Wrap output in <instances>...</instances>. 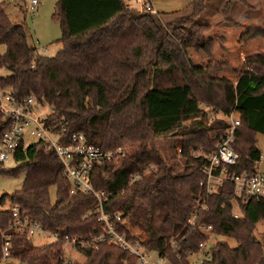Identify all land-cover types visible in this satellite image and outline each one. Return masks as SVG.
<instances>
[{"label":"trees","instance_id":"obj_1","mask_svg":"<svg viewBox=\"0 0 264 264\" xmlns=\"http://www.w3.org/2000/svg\"><path fill=\"white\" fill-rule=\"evenodd\" d=\"M223 1L224 13L233 3L246 4ZM204 11L205 0H191L171 13L135 11L123 0H57L53 17L61 27L60 48L47 57L28 44L25 29L9 21L0 2V69L6 72L0 89L18 99L33 95L45 103L50 113L43 125L64 129V143L76 133L101 150H124L123 158L94 167L89 182L106 195L104 213L120 215L141 230L149 250L171 264H189V255L196 253L200 264H264V243L254 237L256 224L264 221V199L241 204L229 182L213 192L200 186L207 156L227 127L226 119H215L212 112L239 116L233 143L239 162L229 171L256 172L261 155L255 136L264 135V53L245 58L235 85L210 77L219 67L197 71L188 50L206 46V22L198 21ZM256 36L264 39V6L261 22L246 25L238 41L244 44ZM8 125L0 114V137ZM158 139L169 140L168 155L158 149ZM195 151L201 154L194 157ZM176 156L184 160L182 172L173 165ZM11 159L17 166L0 168V173L22 174L23 180L18 190L0 196V205L7 200L8 208L16 206L61 237L89 242L103 232L95 197L70 193L73 184L61 162L40 141L24 145L20 140ZM151 165L154 171L138 179ZM10 222L8 209L0 210V247L7 236L9 257L15 262L138 264L125 250L107 244L79 247L84 262H72L64 257L61 244L34 246L8 229ZM208 226L214 236L233 239L236 246L219 240L209 246L203 231ZM200 243L205 251L199 250Z\"/></svg>","mask_w":264,"mask_h":264},{"label":"built area","instance_id":"obj_2","mask_svg":"<svg viewBox=\"0 0 264 264\" xmlns=\"http://www.w3.org/2000/svg\"><path fill=\"white\" fill-rule=\"evenodd\" d=\"M30 5H36L35 0H30ZM145 10L150 11L149 6ZM33 15V13H31ZM38 102L33 95L24 98H16L11 92L0 89V114L7 119L8 127L0 137V166L7 159L11 158L14 150L20 140L25 136L40 141L43 146L52 151L62 164L64 175L72 184L75 191H81L85 194H91L96 199V210L98 222L103 226V232L92 238L89 242H83L75 237L65 235L61 237L57 232L51 231L40 223L22 215L16 206H11L8 211L11 216V222L8 229L14 230L17 235L24 236L27 239L36 235L43 236V239L49 240L44 244L59 243L64 247L78 252L79 247H87L90 244L114 245L125 250L129 255L137 259L138 264H171L167 257L159 255L156 252L147 249L144 246L146 242L145 234L131 226L121 219L120 215L110 217L103 211V203L106 195L103 191H95L89 182L91 170L103 163L114 159L123 158L124 150L117 148L115 150H101L89 145L82 134H72L68 141L64 143V129L54 131L43 125L44 118L40 119L34 111ZM46 117V116H45ZM227 127L223 136L216 144L214 151L207 156V163L202 167L205 175L200 183L208 192H213L224 182H229L233 186V194L238 202L246 203L249 199H264V174L253 172L236 173L229 171L230 167H235L239 162V155L233 148L236 138V128L239 125V116L232 112L226 116ZM154 167L151 165L146 168L141 176H148ZM238 208L237 204H235ZM119 222L121 232L115 228V221ZM195 216H192L189 223L193 222ZM211 227H206L203 231H210ZM42 245V244H41ZM200 251H205V245H198ZM155 254V256H153ZM192 255H189V258ZM0 261L3 263H15L9 257V242L7 236L3 237L0 247Z\"/></svg>","mask_w":264,"mask_h":264},{"label":"rangeland","instance_id":"obj_3","mask_svg":"<svg viewBox=\"0 0 264 264\" xmlns=\"http://www.w3.org/2000/svg\"><path fill=\"white\" fill-rule=\"evenodd\" d=\"M36 5L33 7L30 5V0H0L2 3L4 12L12 24L21 25L26 32L27 42L30 45H34L37 53L43 56L52 57L58 52L60 46L57 40L61 37V27L59 20L53 17L56 12L57 0H35ZM128 8L135 11H143L144 2L142 0H123ZM246 4L241 5L239 3H233L230 8L223 12L224 1L223 0H205V11L198 18V21L205 23L203 33L206 40L205 50L189 49V56L192 61L196 59L203 63L206 58L210 59L208 66L214 68L219 67L218 71L210 74H218L224 68L222 76L230 78L228 82H234L236 73L242 74L245 70L240 67V63L244 61L247 56L255 55L256 53H264V42L259 40L250 44L248 42L242 44L239 43V37L244 31L246 25H257L262 20L264 0H245ZM33 13V15H31ZM188 13V12H187ZM170 18H164L163 21H167ZM260 37V36H256ZM254 39V38H253ZM260 39V38H259ZM264 41V39H261ZM207 48V49H206ZM2 51V48H0ZM197 55L199 56L197 58ZM235 69L237 72L233 73L229 70ZM243 69V70H242ZM6 72L0 69V77L4 76ZM239 75V76H240ZM232 78V80H231ZM225 80V79H221ZM227 81V80H225ZM237 83V82H236ZM232 84V83H231ZM233 85V84H232ZM203 109L208 111V108L202 106ZM34 111L37 116L42 119L50 113L49 107L45 103L37 104L34 107ZM215 119H226L222 114L216 112L211 113ZM256 147L260 152V159L256 164L255 170L258 173L264 174V135L257 134L255 136ZM34 140L25 136L23 138L24 145L33 143ZM157 147L163 155H168L169 152V140L158 139ZM200 151L192 152L195 157L200 155ZM175 166L176 172H182L184 168V160L176 156L172 161ZM17 163L13 159L9 158L2 163L0 168L3 171L14 169ZM23 175L17 177L9 176L7 174L0 173V196L3 194L10 195L12 192L18 190L22 184ZM50 199L53 203L55 201V188L50 190ZM236 201L233 202L235 208V214H237ZM9 203L7 200L0 205V210L8 209ZM131 228H133L131 226ZM141 231V230H140ZM208 237L209 246L214 244L217 240L228 243L229 246L235 247L236 242L230 238H221L214 236L211 231L205 233ZM254 237L261 243H264V221H259L255 226ZM50 242L43 239V236H32L31 243L34 246H38ZM148 249V248H147ZM63 255L66 259L72 262H84V257L75 252L72 249L64 247ZM199 253L192 255L189 258V264H200L201 260L198 259ZM155 256V254L153 255ZM197 259L195 260V258ZM202 257V256H201ZM200 258V257H199ZM16 263V262H15ZM0 264H4L0 261Z\"/></svg>","mask_w":264,"mask_h":264},{"label":"crops","instance_id":"obj_4","mask_svg":"<svg viewBox=\"0 0 264 264\" xmlns=\"http://www.w3.org/2000/svg\"><path fill=\"white\" fill-rule=\"evenodd\" d=\"M142 1L144 2V8L146 6H149L153 12H158V13H171V12H175V11H178V10H181V9L185 8L191 2V0H142ZM261 39H263V38H261V37H255L254 39H252L248 43L252 44V43H254L257 40H259L260 42H264ZM188 54H189V50H188ZM256 54H258V53H256ZM198 57L199 56L197 55V58ZM191 62L193 64V67L197 71H203V70H205L208 67V65L210 63V59H208L207 56H206V58L203 60V63L201 61H198L196 59V65H195V62L194 61L191 60ZM244 66H245V64H244V61H243L242 63H240V67L241 68H244ZM223 71H225L224 68L218 74L211 75V78H213V79H225L227 81L230 80V78H227V77H223L222 76L223 74H221V73H223ZM231 71L233 73H236L237 72L235 69L229 70V72H231ZM235 75H236V78H235L234 82L233 81L231 82L233 85L236 84L237 79H238V77H239L240 74H238V72H237ZM231 80H232V78H231Z\"/></svg>","mask_w":264,"mask_h":264},{"label":"water","instance_id":"obj_5","mask_svg":"<svg viewBox=\"0 0 264 264\" xmlns=\"http://www.w3.org/2000/svg\"><path fill=\"white\" fill-rule=\"evenodd\" d=\"M14 264H22V263L16 262V263H14Z\"/></svg>","mask_w":264,"mask_h":264}]
</instances>
